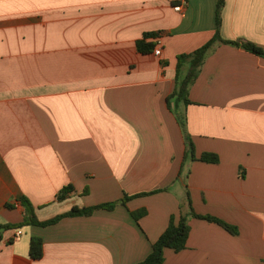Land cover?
<instances>
[{
	"label": "crops",
	"instance_id": "obj_1",
	"mask_svg": "<svg viewBox=\"0 0 264 264\" xmlns=\"http://www.w3.org/2000/svg\"><path fill=\"white\" fill-rule=\"evenodd\" d=\"M217 2L177 12L178 0H0V224L24 222L23 198L47 222L131 197L4 231L0 264H138L179 218L186 188L197 214L239 233L191 219L187 248L166 249L164 264H264V57L217 45L190 104L167 101L178 58L214 38ZM146 33H160V56L138 51ZM221 37L264 50V0H225ZM180 120L198 158L220 159L188 162L186 182Z\"/></svg>",
	"mask_w": 264,
	"mask_h": 264
},
{
	"label": "trees",
	"instance_id": "obj_2",
	"mask_svg": "<svg viewBox=\"0 0 264 264\" xmlns=\"http://www.w3.org/2000/svg\"><path fill=\"white\" fill-rule=\"evenodd\" d=\"M225 7V0H218L217 2V10H216V34L214 38L205 44L200 49L196 50L191 54L181 55L178 58V66H177V76L176 82L177 86L174 93L168 98V105L170 107L172 101H179L185 104H190L189 94L190 89L194 82L197 80L201 68L204 65L206 59L209 54L214 51L217 45L226 44L235 47H241L252 54H255L260 57H264V50L257 47L252 43L240 42V41H226L221 37V27H222V12ZM160 37V33H146L143 38L137 42V49L142 54H148L154 51L156 48V44L154 42H148L149 39H154L155 42ZM189 66L186 74L184 73L185 66ZM181 127L185 139L186 151L184 162L181 167V171L179 174V179L184 178L185 182L189 176V172L186 170V165L188 162L193 161H201L205 163L217 164L220 159L216 154L204 153L200 156V158L196 155L195 144L187 132L186 126L180 120ZM75 191L73 186H67L60 191L58 194V200L63 201L68 196ZM162 191H168V189H164ZM160 192V191H157ZM156 193V192H154ZM154 193H145L139 196H149ZM131 197H126L124 200L117 203H109L104 205H98L90 208L78 209L74 208L72 211L58 216L47 222L38 221L35 208L33 205L25 198L21 199V204L25 207L26 216L25 220L22 224L19 225H2L0 224V242L2 241V234L4 231L14 229V228H22L23 226H40V227H49L58 224L61 220L65 218H73V217H89L93 215L96 211L99 210H107L113 211L119 204L125 205L127 201H129ZM146 210H139L133 213V217L135 220L139 221L141 218L146 216ZM191 219H201L206 220L211 223H215L225 230H227L232 235H238L237 227H234L218 218L212 216H203L199 215L195 212L193 207V201L190 194V191L186 188L185 192V200L180 206V216H172L169 221V225L165 232L161 235L156 243L152 246V252L150 255L142 262L138 264H164L165 263V250L171 249L176 253L182 252L187 248L188 239L191 233ZM30 255L33 259L39 260L44 256V243L41 238H32L30 244Z\"/></svg>",
	"mask_w": 264,
	"mask_h": 264
},
{
	"label": "built area",
	"instance_id": "obj_3",
	"mask_svg": "<svg viewBox=\"0 0 264 264\" xmlns=\"http://www.w3.org/2000/svg\"><path fill=\"white\" fill-rule=\"evenodd\" d=\"M179 5L174 8L177 12H182L187 4V0H178ZM157 48L154 50V53L156 56H160L162 54V46H161V40L160 38L157 39ZM23 235L22 231H18L16 234V240H18Z\"/></svg>",
	"mask_w": 264,
	"mask_h": 264
}]
</instances>
